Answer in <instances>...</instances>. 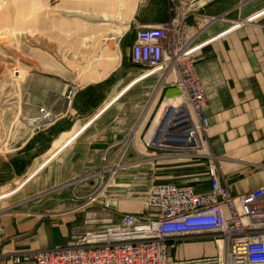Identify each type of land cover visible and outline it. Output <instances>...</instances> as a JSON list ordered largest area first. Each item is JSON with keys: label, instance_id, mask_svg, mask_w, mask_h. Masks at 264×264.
<instances>
[{"label": "crops", "instance_id": "obj_1", "mask_svg": "<svg viewBox=\"0 0 264 264\" xmlns=\"http://www.w3.org/2000/svg\"><path fill=\"white\" fill-rule=\"evenodd\" d=\"M179 1L177 10L186 9L181 15L191 28L193 43L201 45L195 65L207 92V140L233 193L254 190L264 184V0ZM170 5L171 0L137 1V11L115 48L120 55L116 66L101 80L75 89L52 127L51 147L34 159L45 156L44 163L14 190L0 195V200L17 195L0 206V264H13L8 259L14 252L81 244L84 238L120 224L126 214L149 215L133 195L137 190L127 184L134 178L209 191L205 161L179 160L146 148L154 130H164L160 123L166 110L162 107L152 126L157 76L142 77L132 62L131 48L138 27L171 22ZM205 17L218 19L210 22ZM252 17L256 18L249 22ZM203 19L207 26L199 34L196 23ZM237 23L242 26L225 33ZM164 89L162 85L160 93ZM38 134L28 129L13 140L24 149ZM128 137H133L134 148L126 166L114 183L99 188L96 174L104 153L108 150L114 162L113 146ZM90 173L93 177L85 180ZM92 196L96 199L90 202ZM216 255L217 246L210 238L190 237L171 252L170 260Z\"/></svg>", "mask_w": 264, "mask_h": 264}, {"label": "built area", "instance_id": "obj_2", "mask_svg": "<svg viewBox=\"0 0 264 264\" xmlns=\"http://www.w3.org/2000/svg\"><path fill=\"white\" fill-rule=\"evenodd\" d=\"M137 1L144 3V0ZM178 17L176 14V19L170 23L138 27L132 44V62L150 69L145 73L147 77L160 73L165 80L175 73L172 86L181 92L178 107L171 109V115L170 111L167 114L170 120L166 128L161 133L157 128L146 140V145L164 151L187 152L193 159H209V191L198 192L194 187L176 183H155L145 200L149 215L126 214L120 224L90 239L84 238L81 244L72 242L63 248L25 251L11 256L13 263L186 264L171 261V252L187 238L208 237L217 246L218 254L187 264H264V184L235 194L223 179L218 158L211 152L206 137L210 127L207 92L194 64V55L201 45L192 44L190 28ZM208 18L211 22L218 19ZM255 18H249V22ZM197 25L203 30L207 26L201 21ZM241 26L242 23L234 24L225 33ZM68 100L70 102L71 97ZM41 115L49 123L37 130L54 124L47 110H41ZM164 125L165 121L161 128ZM113 148L116 160L111 163L113 155L107 150L96 174L101 189L111 184L126 166L128 152L134 148L133 137ZM92 177L90 173L84 179ZM95 199L92 196L90 202Z\"/></svg>", "mask_w": 264, "mask_h": 264}, {"label": "rangeland", "instance_id": "obj_3", "mask_svg": "<svg viewBox=\"0 0 264 264\" xmlns=\"http://www.w3.org/2000/svg\"><path fill=\"white\" fill-rule=\"evenodd\" d=\"M174 2L175 5L172 2L170 5L171 21L177 14L187 26L181 15L186 9L182 7L183 12L177 10L181 2ZM137 8V0H0V195L14 190L46 159L41 156L34 160L36 151L25 150L29 144L23 149L13 140L14 135L28 129L40 133L53 127L75 89L101 80L116 66L120 56L115 50L117 42L127 31ZM204 21L201 20L203 25ZM201 30L200 27L199 34ZM193 41L192 37L195 45ZM138 67L143 75L150 70L146 66ZM174 75L165 81L160 73L155 75L152 104L157 113L152 126L163 107L166 112L160 124L162 126L165 121V129L171 109L179 105L181 92L172 86ZM162 85L165 89L160 93ZM41 110L52 114L54 124L37 130V127L49 123L41 115ZM146 148L174 154L179 160L209 164V159L189 158L187 152L164 151L147 145ZM14 161L29 162V166L23 174L16 175ZM217 163L219 166L218 159ZM129 183L137 190L133 195L146 209V196L153 183L149 184V179L140 177ZM15 196L1 199L0 206ZM19 253L22 252L11 253L9 262L13 263L11 256ZM180 262L187 264L189 261Z\"/></svg>", "mask_w": 264, "mask_h": 264}, {"label": "trees", "instance_id": "obj_4", "mask_svg": "<svg viewBox=\"0 0 264 264\" xmlns=\"http://www.w3.org/2000/svg\"><path fill=\"white\" fill-rule=\"evenodd\" d=\"M52 127L49 128L45 135L44 132H40L37 137H35L30 144L25 148V150H35L36 153L33 155V159L37 158L45 151L51 147L54 135H52ZM52 135V137H51ZM14 169L18 175L23 174L29 166V162L21 163L20 161L13 162Z\"/></svg>", "mask_w": 264, "mask_h": 264}, {"label": "bare ground", "instance_id": "obj_5", "mask_svg": "<svg viewBox=\"0 0 264 264\" xmlns=\"http://www.w3.org/2000/svg\"><path fill=\"white\" fill-rule=\"evenodd\" d=\"M156 71H157V70H155L154 73H155ZM142 77H147V75L144 74Z\"/></svg>", "mask_w": 264, "mask_h": 264}]
</instances>
